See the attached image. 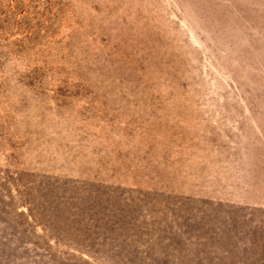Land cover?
Listing matches in <instances>:
<instances>
[{
	"label": "rangeland",
	"instance_id": "rangeland-1",
	"mask_svg": "<svg viewBox=\"0 0 264 264\" xmlns=\"http://www.w3.org/2000/svg\"><path fill=\"white\" fill-rule=\"evenodd\" d=\"M0 264H264V0H0Z\"/></svg>",
	"mask_w": 264,
	"mask_h": 264
}]
</instances>
